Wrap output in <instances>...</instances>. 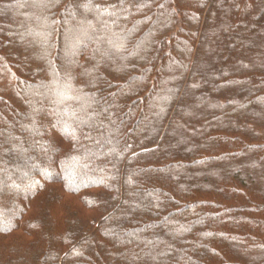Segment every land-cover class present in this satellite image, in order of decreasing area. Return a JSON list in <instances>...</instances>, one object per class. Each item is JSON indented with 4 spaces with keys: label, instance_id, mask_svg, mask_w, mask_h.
I'll return each instance as SVG.
<instances>
[{
    "label": "trees",
    "instance_id": "16d2710c",
    "mask_svg": "<svg viewBox=\"0 0 264 264\" xmlns=\"http://www.w3.org/2000/svg\"><path fill=\"white\" fill-rule=\"evenodd\" d=\"M0 264H264V0H0Z\"/></svg>",
    "mask_w": 264,
    "mask_h": 264
}]
</instances>
